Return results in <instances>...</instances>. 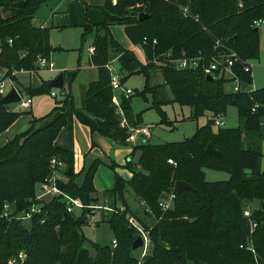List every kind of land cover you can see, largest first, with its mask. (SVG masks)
Segmentation results:
<instances>
[{"label":"trees","instance_id":"16d2710c","mask_svg":"<svg viewBox=\"0 0 264 264\" xmlns=\"http://www.w3.org/2000/svg\"><path fill=\"white\" fill-rule=\"evenodd\" d=\"M49 1L28 0L17 15L8 19L0 12V71L5 69L9 76L12 70L38 71L39 57L50 58L62 50L51 45L49 29L33 24L40 7ZM137 4H144L141 11L150 16L148 19L140 21L138 13L131 15L130 9ZM181 7L189 9L190 17L183 16ZM102 8L105 20L96 25L89 23L83 33V40L88 33H95L91 65L98 69V78L87 89L85 110L96 119L101 136L126 146L129 127L142 123L141 116L133 111L131 97H123L120 110L113 102L110 73L105 65L115 57L120 71L126 73L124 82L133 75L145 76L141 95L146 100L152 97V108L163 124L170 123L163 110L169 103L190 107L192 120L198 121L207 113L212 117L197 128L193 137L182 142L135 146L126 165L133 173L129 182L115 172V164L110 166L115 172V188L104 195L112 197L110 204L118 212L110 213L102 222L108 223L114 233L116 248L87 241L82 233L88 225L85 213L69 214L65 203L54 199L45 204L42 215L32 220L31 229L21 222L0 218V264H10L22 252L26 254L22 264H138L132 247L139 233L127 220V215L133 214L125 205L127 188L158 220L153 226L143 224L151 238V251L143 264H264V88L251 93L228 92L226 87L232 79L218 75L209 82L202 67L181 70L170 61L202 57V64L209 66L217 52L215 44L220 42L221 51L233 50L239 55L233 71L241 85H252V74L245 71L244 63L260 58V34L255 32L259 27L254 23L264 20V0H118L116 5L113 0H105ZM116 24L124 26L135 46L148 39L143 46L145 64L115 40L111 28ZM157 71L162 73L164 84L152 85V74ZM49 82L39 88L25 87L18 81L16 85L34 97L57 91L49 87ZM167 87L172 99L166 97ZM60 91L63 98L43 118L57 114L49 124L35 129L43 119L34 118L29 130L0 145V207L6 201L15 202L18 209L27 207L36 186L50 175L53 158L67 166L65 178L59 182L65 193L86 205L100 202L95 196L94 179L101 161L91 165L79 185L74 173L68 175V169L74 168V152L55 143L69 122L67 106L72 104L71 112L76 111L71 93ZM229 107L237 108L240 125L215 131L216 118L225 117ZM22 115L0 104V135ZM122 117L128 127L121 126ZM209 145L220 155L207 153ZM137 152L140 155L135 163ZM205 169L226 172L230 178L209 182ZM177 181L192 185L195 191L176 195ZM173 194L174 206L163 210L161 203L166 204ZM120 204L125 205L124 211H120ZM253 204L258 206L252 209V217H245L246 207ZM252 222L257 224L254 229ZM87 242L95 255L84 246Z\"/></svg>","mask_w":264,"mask_h":264},{"label":"rangeland","instance_id":"374dc122","mask_svg":"<svg viewBox=\"0 0 264 264\" xmlns=\"http://www.w3.org/2000/svg\"><path fill=\"white\" fill-rule=\"evenodd\" d=\"M139 7L140 4H137L132 8L134 9L131 10L132 16L137 15V11L139 10ZM142 9L143 8L140 9L138 14L144 12L141 11ZM48 11L49 10L46 8V6H43L41 10H39V12H37L35 15L34 18L35 23H39V21L44 19L47 20ZM259 29L261 30V33L264 32V23L260 25ZM83 33H84V28H64V30L57 28L50 29V37H51V41L53 42L52 45H54V48L56 49L61 48L63 49L62 51L68 50L66 52H62L61 50H59L52 54V62L54 63V67L58 69V71L55 73H50L43 70L39 74H36L32 78V81H30L28 76H31L32 74L29 75L22 73L24 69L12 70L10 75L12 77V81L14 83H16L17 81L21 82L22 85L25 87L33 85V88H39L42 85L41 83L43 81L55 79L57 76L63 73L64 81L66 79V86L68 87L67 90H69L70 85H72L75 82L76 80L75 78L79 76L80 72H82L81 75H84L83 77H81L82 81L89 79L90 77L87 74H85L86 73L85 68H88L90 66V57H91L90 48L93 47L95 33L93 31L91 33H88L85 40H83ZM112 34L115 40L123 48L132 51L137 56L138 60L141 63L144 64L146 62V59L144 57L145 54L143 52L144 45H137V47L133 46V44L131 43L125 32L124 26L119 24L114 25ZM138 46H141L142 48ZM110 61H115L114 66L117 69V71H120V63L118 62V57H115ZM250 63L252 64V77L254 80L253 85H249V86L241 85L240 92L251 93L255 90L264 88V68L258 66L259 64L258 60L252 61ZM3 72L7 73L5 69H3ZM34 72H36V70H34ZM120 75L122 78L123 85L122 88L116 92L117 100L119 101V103H121L123 97L125 96L123 94V89H128L133 91V94L130 95L129 97L132 98V108L134 113L141 116L142 123L140 126H146V125L152 126L151 129L152 135L148 141L150 144L158 145L164 143L182 142L187 138H191L194 136L197 128L206 125L208 119L212 115L211 113H207L206 116L200 118L198 121L192 120L191 119L192 112L190 107H182L178 103H169L163 106V110L167 114L170 123L163 124L161 117L156 111V109L152 108V97L148 96V100H146L141 95V93L144 91V87L146 84L145 76L133 75L124 82L123 80L126 77V73L120 72ZM78 82H79V77H78ZM151 84L152 85L164 84V78L160 71L154 72L152 74ZM253 88L254 90H252ZM226 90L228 92H232L233 82L227 84ZM56 92L59 95L58 99H61L63 96L61 91L57 90ZM165 94L167 98L172 99V93L169 87L166 88ZM32 100H33L32 108L28 111H22L23 115L18 121V125L15 128H13V130H11L8 134L4 135L5 132L3 133V135L1 134L2 135V138H0L1 146L7 144L4 143V140L6 139L7 136L9 137L12 136L13 139L16 135L27 131L28 129L31 128L32 126L31 121L34 118L43 119L44 117L48 116L56 107L54 105L55 98H53L49 94L34 96L32 97ZM56 115L57 114H55L51 118H45L40 121H48L47 123H44L45 126L49 124L55 118ZM216 119L223 122L224 125L223 126L215 125L214 126L215 131H217L218 128L220 127L236 128L240 125L238 110L235 107H229L227 111V115L225 117H220ZM38 124L36 125V128H39ZM262 152L264 154V143L262 147ZM135 162H138L137 157L135 159ZM261 166L262 168H264V156L262 159ZM204 172L206 175V180L209 182L227 181L230 178V175L226 172H220L210 169H205ZM38 187L39 184L36 186V190L38 189ZM127 189L128 191L126 190L127 192L126 198L124 195L125 205H127L128 203L129 207L131 208L130 210L132 211L131 213H133V214H129L128 216L133 217L135 221L138 223V225L141 226L142 229L143 228L145 229L143 224L153 226L155 223H157L158 220L155 218V216H151V212L148 209V207L143 203H142L143 204L142 207L140 202L136 200L131 188H127ZM166 201L170 205V208L174 206L173 205L174 198L172 196H170V198H167ZM4 204H10L11 211L15 212V208H16L15 202L6 201ZM257 206L258 204L248 205L246 209L252 210L255 209ZM122 210L124 211L125 207H123ZM22 224L25 225L26 228L28 227V229H31L32 227V221H27ZM130 226L133 227L131 224ZM82 233L85 236V238H87V241L89 240L90 243H96L101 246L112 245L113 247L112 243L115 240V236L109 224L106 222H101L97 226H92L91 224H89L83 227ZM89 242L84 244V246L90 249L92 255H95V252L93 251ZM150 251L151 248L148 249V252L145 255V257L150 253ZM142 253H143L142 249L136 250L134 251V256L138 258L142 255ZM13 259H16V257H14ZM13 259H11V261ZM17 259L19 261L18 264L24 263L26 259V254L24 252L20 253Z\"/></svg>","mask_w":264,"mask_h":264},{"label":"crops","instance_id":"0c3cea01","mask_svg":"<svg viewBox=\"0 0 264 264\" xmlns=\"http://www.w3.org/2000/svg\"><path fill=\"white\" fill-rule=\"evenodd\" d=\"M27 1L28 0H0V3L2 4V6L0 7V12L2 17L4 19L14 17L19 13L20 11L19 7L23 6ZM104 3L105 0H51L48 3L42 5L39 9L41 10L43 6H46V8L49 10L47 12L48 19L41 20L39 21V23H35V19H34L33 24L41 29H49V30L54 28L63 29V30L64 28H84L89 23L93 25L100 24L105 20V11L102 8L104 6ZM132 8L130 9V12L131 10H134ZM140 9L141 8L139 7L137 13H139ZM113 27L114 26H112L111 30H113ZM259 34H260L261 55L258 60L259 61L258 66L264 68V32L261 33V30L259 29ZM52 44L53 42L51 41V45ZM52 46L54 47V45ZM133 46L135 45L133 44ZM66 51L68 50L62 52H66ZM144 57L146 59L145 55ZM50 58L52 60V55ZM42 71H37L33 73L31 76H28L30 81H32V78L36 74H39ZM57 71L58 69L55 68V71H47V72L55 73ZM85 72H86L85 74H87L90 78L85 81H82L81 77H83L84 75H81L82 72H80L78 76L79 82H78V77L75 78L76 80L72 85H70L69 90H67L68 87L66 86V79H65L64 90L66 93H71L73 105L76 111L74 113L71 112L72 104H69L67 106L66 112L70 114L69 122L68 125L60 132L55 143L60 148L74 152L75 163H74L73 173L76 175L75 181L79 185L83 183L85 174L87 170L91 167V165L96 160L101 161V165L98 167L94 179V186L96 189L95 196L100 199L99 203L112 204L113 202L112 197L108 195H104V193L110 192L115 188V172L126 182H129L132 179L133 173L126 168V165L131 160L130 156L133 153L134 147L141 145L142 143L138 141V143L136 144L127 143L126 146H120L114 143L113 141L101 136L98 133L96 119L85 110V99H86L87 89L89 85L92 82L96 81L98 78V69L95 66L91 65V57H90V66L88 68H85ZM251 74H252V69H251ZM52 80H48V82L49 81L51 82ZM43 82L41 84H43ZM19 83L20 85H22L21 82ZM31 86L33 87V85ZM19 89H21V87ZM252 90H254V88ZM58 97H59L58 94L56 97H53L55 98V103H54L55 106H56V102L63 98L62 97L61 99H58ZM9 106L11 109H15L16 107L15 104ZM58 114H60V112ZM211 117L212 115L210 116V118ZM20 118L7 130V132L4 133V135L8 134L11 130H13V128H15L18 125V121L20 120ZM47 122L48 121H40L38 124L39 128H35V129H40L45 127L46 125L44 126V123ZM2 135L0 136V138H2ZM10 140H12V136L10 137L7 136L6 139L4 140V143H8ZM139 155L140 153H136L134 155L133 162H135L136 157L137 159H139ZM112 164L116 165L115 172L110 168ZM137 167L140 168L139 165H137ZM104 176L106 177V179ZM125 198H126V194H125ZM136 200L138 199L136 198ZM140 204L143 207V204L141 202ZM119 207L123 208L125 207V205L120 204Z\"/></svg>","mask_w":264,"mask_h":264},{"label":"built area","instance_id":"2783aa9c","mask_svg":"<svg viewBox=\"0 0 264 264\" xmlns=\"http://www.w3.org/2000/svg\"><path fill=\"white\" fill-rule=\"evenodd\" d=\"M118 0H113V4L116 5ZM164 2H170L172 0H163ZM242 6V3L239 4ZM140 8H144V4H140ZM182 14L185 18L190 17L189 9L187 7H181ZM264 23V20L256 21L254 24L256 27H260L261 24ZM148 39L144 38L143 44L146 45L148 43ZM157 44L155 40L153 42ZM141 47V46H139ZM142 48V47H141ZM222 44L217 42L215 44L216 55L213 58L212 63L209 66L202 64V57L198 58H181L179 60H170L178 69L181 70H188V69H199L202 67L206 76H212L214 79L216 76L224 77L228 79H232L233 82V92L238 93L241 91V83L239 79L234 74L233 67L240 61L239 55L233 51L223 52L221 51ZM91 55L94 54V47L90 49ZM170 58V55H168ZM115 61H109L105 67L110 73L111 78V85L113 88L114 96L113 102L120 110V103L117 100L116 92L122 88L123 82L120 75L121 71H117L114 66ZM38 71L47 70V71H55L54 63L52 62L51 58L39 57L37 61ZM244 69L246 72L251 73L252 64L250 62L244 63ZM17 72V71H16ZM37 72V70H36ZM22 73L24 74H33L35 73L34 70H23ZM15 88L19 95L20 101L16 103L15 109H11L13 112H22L28 111L32 108L33 100L30 95H28L22 89L17 88L16 83L12 81V77L7 75V73L0 71V99H3L9 91ZM123 94L125 96H130L133 94L132 90L123 89ZM52 97H56V91H53L50 94ZM215 125L223 126L224 123L217 120L215 121ZM122 127H128L127 121L123 118ZM151 125L146 126H139L136 128L129 127V137L127 139L128 143L136 144L140 141L142 144H147L149 139L151 138ZM170 164L174 162L169 160ZM50 175L45 179L44 182L39 184L38 189L36 190V194L33 198L29 199L27 207L23 209H18L17 206L15 208V212L11 211L10 204L2 205L0 209V218L5 219L8 221H18L21 223H25L27 221H32L36 216H40L44 213L43 207L45 204L49 203L54 199H61L65 203L66 212L69 214H77L83 215L85 213L88 225L91 224L92 226H97L100 224L104 217L108 216L110 213L118 212L114 207H112L109 203H92L86 205L81 199L72 197L71 195L65 193L59 186V182L65 178V173L67 171L66 164L57 159L53 158L50 161ZM174 198V195H171ZM172 199V198H171ZM16 205V204H15ZM162 209L167 210L170 208L168 203L162 204ZM121 211L122 208L120 209ZM244 216L247 218L252 217V210L246 209L244 211ZM127 219L129 223L139 232L140 237L143 239V247L141 248L143 253L140 257H138L139 264H143V259L148 252V249L151 246V238L149 232L142 229L140 225L135 221L133 217L127 215ZM44 219L41 220V223H44ZM257 224L252 222L251 227L252 229L256 228ZM113 248H116L117 241H113ZM251 251H254L252 247L248 248ZM22 258V256H21ZM18 259H13L11 264H18Z\"/></svg>","mask_w":264,"mask_h":264},{"label":"water","instance_id":"95a60500","mask_svg":"<svg viewBox=\"0 0 264 264\" xmlns=\"http://www.w3.org/2000/svg\"><path fill=\"white\" fill-rule=\"evenodd\" d=\"M150 16L147 15L145 12H141L139 14V20L142 21L144 19H148ZM255 32H259V29L256 28ZM207 81L209 82H213L215 81V79L212 76H207ZM49 87L52 89H56V90H63L65 87V81H64V74L61 73L56 79L52 80L51 82H49ZM20 95L18 93V91L15 88H12L9 93L0 101V104L3 106H9V105H13L16 104L20 101ZM207 153L213 155V156H218L220 155V153L218 151H216L211 145L208 146L207 148ZM73 173V169L69 168L68 169V175H72ZM195 191L194 187L186 182L183 181H177L175 183V187H174V193L176 195H180L183 191ZM143 247V239L142 237H138L134 244L132 249L134 251L139 250Z\"/></svg>","mask_w":264,"mask_h":264}]
</instances>
